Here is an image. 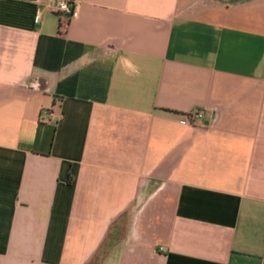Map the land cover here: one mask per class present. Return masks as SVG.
Returning <instances> with one entry per match:
<instances>
[{
    "label": "crops",
    "instance_id": "0c3cea01",
    "mask_svg": "<svg viewBox=\"0 0 264 264\" xmlns=\"http://www.w3.org/2000/svg\"><path fill=\"white\" fill-rule=\"evenodd\" d=\"M57 1L0 0V264H264V0Z\"/></svg>",
    "mask_w": 264,
    "mask_h": 264
},
{
    "label": "built area",
    "instance_id": "2783aa9c",
    "mask_svg": "<svg viewBox=\"0 0 264 264\" xmlns=\"http://www.w3.org/2000/svg\"><path fill=\"white\" fill-rule=\"evenodd\" d=\"M54 8H55L56 12L62 18L74 17L76 15V11H77L76 6H74L73 4H71L67 0H58L54 4ZM58 106H59V103H56V105H54V107H58ZM47 113L49 114V116L52 119L57 117L53 110L47 111L45 114H47ZM188 120L190 121V123H194L195 125H203L204 120H205V114L199 110L193 111L192 113H190L188 115Z\"/></svg>",
    "mask_w": 264,
    "mask_h": 264
}]
</instances>
